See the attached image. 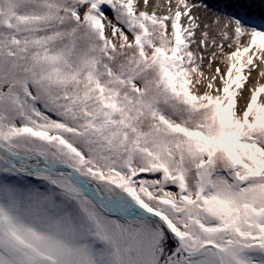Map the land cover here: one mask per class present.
<instances>
[{"label": "snow or ice", "instance_id": "6c2138e0", "mask_svg": "<svg viewBox=\"0 0 264 264\" xmlns=\"http://www.w3.org/2000/svg\"><path fill=\"white\" fill-rule=\"evenodd\" d=\"M0 264H264V0H0Z\"/></svg>", "mask_w": 264, "mask_h": 264}, {"label": "rangeland", "instance_id": "374dc122", "mask_svg": "<svg viewBox=\"0 0 264 264\" xmlns=\"http://www.w3.org/2000/svg\"><path fill=\"white\" fill-rule=\"evenodd\" d=\"M224 2L225 0H208L210 6H214L215 8L223 7Z\"/></svg>", "mask_w": 264, "mask_h": 264}]
</instances>
